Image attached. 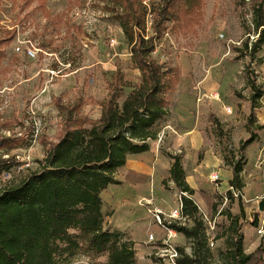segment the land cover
<instances>
[{
	"label": "rangeland",
	"instance_id": "obj_1",
	"mask_svg": "<svg viewBox=\"0 0 264 264\" xmlns=\"http://www.w3.org/2000/svg\"><path fill=\"white\" fill-rule=\"evenodd\" d=\"M160 1L145 0L148 7ZM258 4L264 7V0H204L202 21L194 31L168 29L156 41L153 57L165 66L177 67L180 80L166 97V115L155 125L157 139L160 136L162 141L156 153L155 174L143 184L110 185L101 194L104 213L113 212L106 215L105 227L123 232L124 240L133 243L136 264H174L169 245L183 246L190 253L182 235L171 234L153 217L158 208L162 223L173 221L176 219L167 217L179 209L181 194L167 176L169 155L181 157L198 216H206L212 224L204 223L213 241V264L223 263L217 259L223 239L216 237L230 217L239 214L238 197L243 198L233 195L231 200L226 194L230 187H222V182L231 179V162L238 160L239 144L249 137V130L256 139L242 152L246 160L243 171L245 167L246 178L255 173L257 178L244 192L251 221L242 223L246 224L242 232H256L251 225L254 215L258 225L263 224L264 210L259 211L258 204L264 196L258 195L264 193V128L258 130V126L264 124V42L253 54L249 49L257 40L253 15ZM113 8L111 0H46L44 7L36 0L25 7L20 0H0V41L15 30L14 39L0 45V122L10 121L12 126V131L1 134L19 138L24 128L34 130L33 139L9 151L18 164L2 175L1 185L17 182L38 168L45 149L36 135L56 134L60 125L57 101L67 104L79 96L103 99L105 79L117 68L127 83L124 96L139 84V72L113 19ZM17 46L20 52L15 51ZM28 47L35 49L34 58L22 52ZM248 80L263 92L255 108L248 100L252 92ZM212 93L218 94L217 100L211 99ZM225 107L232 113L227 114ZM81 112L98 119L100 108L85 105ZM249 117L252 123L247 125ZM26 164L28 168L19 169ZM213 172L219 181L209 179ZM124 174L121 169L116 178L122 179ZM163 180L168 189L163 187ZM69 264H87V260L77 257Z\"/></svg>",
	"mask_w": 264,
	"mask_h": 264
},
{
	"label": "trees",
	"instance_id": "obj_2",
	"mask_svg": "<svg viewBox=\"0 0 264 264\" xmlns=\"http://www.w3.org/2000/svg\"><path fill=\"white\" fill-rule=\"evenodd\" d=\"M25 7L31 0H20ZM44 7L46 0H36ZM113 19L120 26L131 55V63L139 72V84L124 96L127 83L124 74L116 69L105 79L106 96L101 100L77 97L73 102L55 103L60 125L55 135L37 134L45 154L39 166L17 182L1 185L2 175L17 166L16 156L9 151L33 139L34 130L24 128L19 138L5 137L2 131H12L10 121L0 122V264H69L84 257L87 264H136L135 250L125 234L105 227L101 194L110 185L143 184L150 176L128 171L122 180L116 178L129 156L149 151V141L157 139L155 125L167 113V95L180 80L177 67L165 66L154 57L156 41L170 29L174 32L194 31L202 21L204 0H161L148 7L145 0H111ZM150 20L149 30L147 22ZM167 23L171 25L168 26ZM253 28L257 40L250 54L264 42V7L254 8ZM15 37L7 33L4 42ZM248 49V44H244ZM252 108L263 96L261 87L248 80ZM122 98L121 103L118 101ZM85 105L100 108L98 119L81 112ZM252 123L249 117L247 125ZM264 124L258 126V130ZM24 137V138H23ZM256 139L249 137L239 144V158L231 162L229 187L241 196V173L245 165L242 152ZM171 164L168 181L181 194V220L162 223L168 230L182 235L190 253L183 246L175 247V264H213L214 253L209 247L204 222L191 196L193 189L185 180L178 155H169ZM165 180L164 188L168 189ZM233 190L226 194L233 199ZM239 214L230 217L220 235L223 247L217 259L224 264H264V235L260 244L249 254L244 252L242 227L245 213L238 197ZM251 225L257 227L256 215ZM164 221V220H163ZM222 263V264H223Z\"/></svg>",
	"mask_w": 264,
	"mask_h": 264
},
{
	"label": "crops",
	"instance_id": "obj_3",
	"mask_svg": "<svg viewBox=\"0 0 264 264\" xmlns=\"http://www.w3.org/2000/svg\"><path fill=\"white\" fill-rule=\"evenodd\" d=\"M161 142H162L161 137L159 136L158 139L148 142L149 143V151L148 152L143 153V154H139V155L129 156L127 158L126 164L123 168L124 173L126 174L128 171H132V172H135L137 174H143V175L150 176V179H151L153 177V175L155 174L156 166L158 165L157 161L159 160V158L157 157L156 153L159 150L160 144L162 145ZM169 165H170V163H169ZM168 169H169V167H168ZM245 169L246 168L244 167V171L241 173V180L243 183V188L241 190V197L243 198L242 206H243V210L245 213V222H247V221H251V216H250L251 210H250V207L247 206V200L244 199V192L252 184V180L256 179L257 177H256V175H255L256 173H255L254 175L246 178L245 173H244L246 171ZM167 176H168V174H167ZM231 177H232V173H231ZM122 179H119V180H122ZM229 180H230V178H228L226 182H222V187H225L226 184H228ZM258 196H264V193L261 195H258ZM155 210H160V209L156 208ZM263 214H264V211L261 214V217H263V219L260 217L261 220L263 221L262 222L263 224H259L256 227V232L246 233L243 231V245H244L243 247H244V252L246 254L251 253L260 244V239L264 235V215ZM245 226H246V224H243V229ZM168 231L171 232V234H176L173 231H170V230H168Z\"/></svg>",
	"mask_w": 264,
	"mask_h": 264
},
{
	"label": "built area",
	"instance_id": "obj_4",
	"mask_svg": "<svg viewBox=\"0 0 264 264\" xmlns=\"http://www.w3.org/2000/svg\"><path fill=\"white\" fill-rule=\"evenodd\" d=\"M111 42L114 43V41H111ZM15 51L16 52H20L21 51V47L17 46ZM22 52L29 58H34L35 57V49L34 48L28 47V48H26V50H22ZM211 97H212L211 99L217 100L218 99V94L217 93H212ZM225 112L227 114H231L232 110L229 107H225ZM28 167H29V165L26 164L25 167H24V165H22L19 169L22 170V169L28 168ZM209 179L212 182H217V181H219L220 178H219V175L217 173L213 172V173L210 174ZM229 190H233V189L230 187ZM233 194L236 197L239 195V193L234 191V190H233ZM161 216H162V213L159 210H154V212H153L154 220H155L156 223H158L160 225L162 224V220H163V218H161ZM167 218L168 219L182 220V218H181V202L179 203V209L172 210ZM202 220H203L204 223H207L209 226H212L211 222L207 219L206 216H204V218H202ZM207 235H209L208 232H207ZM168 238H170V236H168ZM148 239H149V241H153L154 237L152 235H149ZM208 243H209V247L213 246L212 239L209 238ZM168 247L170 249V258L173 261L174 258L177 256V253L175 251V248H172L170 245ZM173 263H174V261H173Z\"/></svg>",
	"mask_w": 264,
	"mask_h": 264
},
{
	"label": "water",
	"instance_id": "obj_5",
	"mask_svg": "<svg viewBox=\"0 0 264 264\" xmlns=\"http://www.w3.org/2000/svg\"><path fill=\"white\" fill-rule=\"evenodd\" d=\"M258 210L259 211H263L264 210V198L259 202Z\"/></svg>",
	"mask_w": 264,
	"mask_h": 264
}]
</instances>
